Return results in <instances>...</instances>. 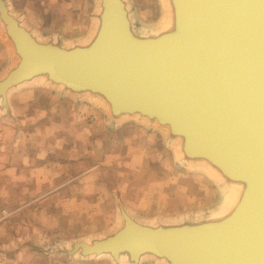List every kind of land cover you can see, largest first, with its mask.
Returning <instances> with one entry per match:
<instances>
[{
	"label": "water",
	"instance_id": "1",
	"mask_svg": "<svg viewBox=\"0 0 264 264\" xmlns=\"http://www.w3.org/2000/svg\"><path fill=\"white\" fill-rule=\"evenodd\" d=\"M169 2L173 28L145 35L126 0H96L92 32L64 43L42 38L0 0L12 55L0 105L15 88L41 81L96 100L111 120L166 126L185 159L246 181L238 205L217 219L141 220L119 204L120 223L74 241L72 252L116 263L150 256L165 264H264V0Z\"/></svg>",
	"mask_w": 264,
	"mask_h": 264
},
{
	"label": "rangeland",
	"instance_id": "2",
	"mask_svg": "<svg viewBox=\"0 0 264 264\" xmlns=\"http://www.w3.org/2000/svg\"><path fill=\"white\" fill-rule=\"evenodd\" d=\"M6 1L29 27L64 43L84 37L96 7V0ZM126 2L138 34L151 35L166 22L171 27L173 16L165 13L163 0ZM10 52L0 22L1 75L12 62ZM9 94H15L17 118L0 119V264H133L127 258L116 263L104 255L74 253L72 244L116 227L119 204L141 220L181 223L217 219L235 198L228 179L210 173L200 161L185 159L178 140L164 128L128 117L118 121L119 127L108 123L106 139L103 125L110 118L90 97L74 101L41 81ZM73 124L81 126L78 142L70 135ZM8 126L12 130L4 129ZM138 126L153 138L145 139L149 147L142 150L143 164L133 167L122 159L128 149L122 136L132 131L131 148L142 144ZM96 142L108 149L98 150ZM90 166L93 176L77 175ZM138 264L165 262L148 256Z\"/></svg>",
	"mask_w": 264,
	"mask_h": 264
},
{
	"label": "crops",
	"instance_id": "3",
	"mask_svg": "<svg viewBox=\"0 0 264 264\" xmlns=\"http://www.w3.org/2000/svg\"><path fill=\"white\" fill-rule=\"evenodd\" d=\"M21 18V17H20ZM93 22H94V17H93V21H92V25H91V27H90V29L88 30V32H86V34L84 35V37H86V36H88L89 35V33L90 32H92V30H93V28H94V25H93ZM26 24V23H25ZM26 26H28L29 27V25H27L26 24ZM31 30H34L33 28H31V27H29ZM34 32L35 33H37L38 35H40L42 38H46V37H50L49 36V34H48V36H44V34H42V33H38V31H36V30H34ZM83 37H79L78 39H74V40H69L70 42H72V41H77V40H81ZM10 54H11V52H10ZM11 64H9V66H10ZM9 66H7V64L5 65V67H3L4 68V70H6ZM2 71V63L0 62V72ZM1 75V74H0ZM13 91V90H12ZM10 93V92H9ZM17 93V92H16ZM13 95H15V94H8V105H7V107L5 108V107H1V105H0V119H2V117L5 115L7 118H5L4 120H6V119H8L9 121H11V120H13L14 118L16 119L17 118V113L15 112L16 111V107L14 106V103H13V101H12V97H13ZM18 95V94H17ZM65 95H67L69 98H71L72 100H74V101H78V100H76V99H78V97H83V96H74V95H69V94H65ZM5 112H7L6 114H4ZM16 113V114H15ZM0 121H2V120H0ZM105 122V125H103L105 128H106V130H105V132H104V135H105V138L106 139H108L109 138V136H108V130H107V128H108V123H110L111 125H115V127H119V126H121V125H119V122L117 121V122H115V124H113V120H111V119H109V120H107V121H104ZM140 123H142V122H140ZM0 125H1V123H0ZM139 125H141V124H139ZM73 127H74V130H73V132H71L72 134H70L69 132V134L70 135H72L73 136V140H76L75 142H78V140L79 139H81V136H80V133H81V126H79V124H73L72 125ZM2 126H0V128H1ZM122 127H125V126H122ZM121 127V128H122ZM138 127H140V126H138ZM12 126H8V127H6V128H4V129H6V130H12ZM126 129H127V127H125ZM146 130L144 129V128H142V127H140V128H138L137 129V133H138V139H143V140H139L140 142H142V144H140V145H137L136 144V146H134L133 148H131V142H134V138L133 139H131V136H133L134 134H133V132L132 131H130V133H126V134H123V136H122V139H124L126 142H128V145H127V153L125 154V155H122V159H124V160H126L127 159V163H129V165H131V164H133L132 166L134 167L136 164H140V162H142V164H143V160L141 161V157H142V150L145 152V150H147V147H149V146H146L145 145V139H149V141L153 138V136L152 135H149V134H146V132H145ZM85 132L86 133H88V130H85ZM89 138H95V139H97V137H98V135H92V134H89V135H87ZM101 136V135H100ZM101 139H103V137L101 138ZM102 142V141H101ZM136 142V141H135ZM99 142H96V145H99L98 144ZM152 142H150L149 143V145L151 144ZM108 144V142L106 143V145ZM111 145L113 144V141H112V139H111V143H110ZM101 149V151L103 150V151H106L107 149H108V147L106 146V147H102V145H99V148H98V150H100ZM145 156H147V155H145ZM95 166H98V163H96V165ZM91 170H83V171H79L78 172V174L77 175H85V174H88L89 173V175L90 176H93L92 175V169H94V167L93 166H90L89 167ZM154 182H156V181H154ZM156 212H158V211H155V213L154 214H158V213H156Z\"/></svg>",
	"mask_w": 264,
	"mask_h": 264
},
{
	"label": "bare ground",
	"instance_id": "4",
	"mask_svg": "<svg viewBox=\"0 0 264 264\" xmlns=\"http://www.w3.org/2000/svg\"><path fill=\"white\" fill-rule=\"evenodd\" d=\"M166 4V14L168 15L169 13H170V16H172L171 15V13H172V11H171V8H170V5L171 4H169L170 2H169V0H163ZM168 7V8H167ZM170 16H169V20H170ZM168 20V21H169ZM166 24H167V22L164 24L165 26H162L161 28V30L160 31H158V32H155V33H157V34H159V33H161V32H163V31H168V30H170V29H172L173 28V21H172V24H171V27H168V26H166ZM184 29H185V32H187L188 30L184 27ZM156 34V35H157ZM185 34V33H184ZM192 33L191 32H189L188 33V35H191ZM163 128H166V126H164ZM200 163L201 164H203V166L206 168V169H208V171L210 172V173H213V174H215L216 176H219V175H221V168L218 166V164L217 165H215V166H212V163H206L205 161H200ZM220 168V169H219ZM252 175V177H251V179H249V181H252V180H254V178H255V171H253V174H251ZM237 178H233V180L231 181V184H230V187L235 191V198L234 199H232L231 200V202H230V204H229V206L227 207V209L224 211V212H226V214L228 213V212H230L229 210H232V208L234 207V206H237L238 205V202H239V199L241 198L240 196H241V194H242V192H243V189H244V186H245V184H246V181L244 180V178H239V180H236ZM236 181H240V182H243L241 185H243V187H240V186H237V188H238V190L236 191L235 189H237L236 187H234V186H236V185H234L233 183L234 182H236ZM245 194V192H243V194L242 195H244Z\"/></svg>",
	"mask_w": 264,
	"mask_h": 264
}]
</instances>
